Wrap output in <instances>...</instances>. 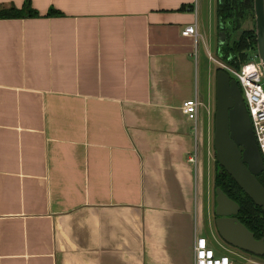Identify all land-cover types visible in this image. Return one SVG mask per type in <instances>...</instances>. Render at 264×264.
I'll use <instances>...</instances> for the list:
<instances>
[{"label": "crops", "instance_id": "crops-1", "mask_svg": "<svg viewBox=\"0 0 264 264\" xmlns=\"http://www.w3.org/2000/svg\"><path fill=\"white\" fill-rule=\"evenodd\" d=\"M27 1L0 18V264H194L210 122L183 103L212 94L217 0L0 5Z\"/></svg>", "mask_w": 264, "mask_h": 264}, {"label": "water", "instance_id": "water-1", "mask_svg": "<svg viewBox=\"0 0 264 264\" xmlns=\"http://www.w3.org/2000/svg\"><path fill=\"white\" fill-rule=\"evenodd\" d=\"M255 8L259 56L264 65V0H255ZM248 25L253 29V22L249 21L243 25L239 35ZM226 37L225 31L219 32L221 44ZM215 103L213 146L215 160L220 165L219 172L226 170L264 211V184L258 178V174L264 172V157L241 85L223 68H217L216 72ZM215 202V225L221 238L232 247L264 258V237L257 239L240 220V204L221 187H216Z\"/></svg>", "mask_w": 264, "mask_h": 264}, {"label": "trees", "instance_id": "trees-1", "mask_svg": "<svg viewBox=\"0 0 264 264\" xmlns=\"http://www.w3.org/2000/svg\"><path fill=\"white\" fill-rule=\"evenodd\" d=\"M245 1H247L245 3ZM252 8V0H221L218 5L217 17L221 26L230 31L238 30L241 23L246 19L247 13ZM64 13L51 8L47 16H63ZM39 17L41 14L38 10L32 7L31 2L27 1L22 8L15 6L3 7L0 5V18H22V17ZM256 41L252 40L249 35H245L240 40H236L232 44L223 47L222 56L228 59L227 56L231 53L233 58L227 62L236 68H240L243 64L250 62L248 49L253 46ZM221 67H218L220 69ZM217 170L215 177L216 187H221L233 200L241 206L239 218L241 221L253 231L257 237L264 235V211L262 207L257 205L254 200L246 194L235 179L226 171L219 172L220 165L216 161ZM259 180L264 184V173L259 175Z\"/></svg>", "mask_w": 264, "mask_h": 264}, {"label": "built area", "instance_id": "built-area-1", "mask_svg": "<svg viewBox=\"0 0 264 264\" xmlns=\"http://www.w3.org/2000/svg\"><path fill=\"white\" fill-rule=\"evenodd\" d=\"M183 35L192 36L197 43L200 39V33L197 24H191L184 28ZM209 57L215 61L218 66L232 74L240 83L245 95L248 111L252 119V124L259 148L264 157V74L261 67L254 62L243 64L240 68L229 64L227 61L216 58L209 51ZM203 105L199 96L187 99L183 103V112L195 122V129L198 128V118L200 108ZM192 163L197 162V156L190 157ZM194 264H232V258L229 254L218 253L210 244L207 236L200 235L197 237L195 246Z\"/></svg>", "mask_w": 264, "mask_h": 264}, {"label": "rangeland", "instance_id": "rangeland-1", "mask_svg": "<svg viewBox=\"0 0 264 264\" xmlns=\"http://www.w3.org/2000/svg\"><path fill=\"white\" fill-rule=\"evenodd\" d=\"M214 7L216 8V0H214ZM211 52L216 58L226 61L222 56L220 57L217 52V44L212 45ZM200 73L199 78L201 80V89L203 82H205L206 76L208 72H211V83H212V94L209 98L208 103H204L205 94L201 95V101L206 108L208 113V121L210 122V142L208 147L206 148L205 154V190L202 192V201H203V218L202 225L205 227L207 231V237L212 242V246L219 251L220 253L229 254L236 260V264H264V258L252 255L246 251L241 249L232 247L226 241H224L221 236L217 233L216 225H215V197H216V184H215V177H216V160H215V150L213 146V132H214V112L216 110V103H215V78L216 72L218 68V64L213 61L208 54L207 48L201 42L200 44ZM250 61L257 59V57H253L252 52H249ZM203 80V81H202ZM202 105V106H203ZM210 106V108H209ZM198 218V223L200 222Z\"/></svg>", "mask_w": 264, "mask_h": 264}, {"label": "flooded vegetation", "instance_id": "flooded-vegetation-1", "mask_svg": "<svg viewBox=\"0 0 264 264\" xmlns=\"http://www.w3.org/2000/svg\"><path fill=\"white\" fill-rule=\"evenodd\" d=\"M220 1L221 0H217V10H218V5H219ZM246 2L247 1H245V3ZM249 21H252L253 22V29H251V25H248V28L245 29L242 32V34L239 35V31L243 28V25L245 23L249 22ZM257 23H258V17H257L256 8H255V0H252V8L247 13L246 19L241 23V27L238 30L230 31V30L226 29L225 27L221 26V23H219L218 17H217V26H218V38H217L218 48H217V52H218L219 55H221L222 54V51H223L222 49H223L224 46H227L228 44L229 45L232 44L235 41V39L236 40L237 39L238 40L242 39V37L247 34V35H249V37L253 41L254 40L256 41V43L253 46H250V49H248V55H249V52H252L253 57L254 58L257 57V59H254L251 62H254L257 65H259L261 67V70H262L263 74H264V65H263V62L260 60L259 49H258L259 47H258ZM220 31H225L226 32V35H227V37L225 38V42L222 43V44L219 42V32ZM222 55H224V54H222ZM233 57L234 56L231 53L230 55L227 56L228 59L227 60L225 59V60L228 61V60L232 59ZM249 58H250V56H249ZM262 173H264V172H262ZM262 173H260V174H262ZM260 174H258V178H259V175ZM240 211H241V209H240ZM239 214H240V212H239ZM239 214H238V217H239ZM255 236H256V234H255ZM263 237H264V235L261 236V237H257L256 236L257 239H261Z\"/></svg>", "mask_w": 264, "mask_h": 264}]
</instances>
